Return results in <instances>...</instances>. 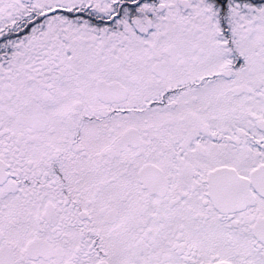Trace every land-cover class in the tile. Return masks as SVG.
<instances>
[{
	"label": "snow or ice",
	"instance_id": "snow-or-ice-1",
	"mask_svg": "<svg viewBox=\"0 0 264 264\" xmlns=\"http://www.w3.org/2000/svg\"><path fill=\"white\" fill-rule=\"evenodd\" d=\"M0 264H264V0H0Z\"/></svg>",
	"mask_w": 264,
	"mask_h": 264
}]
</instances>
